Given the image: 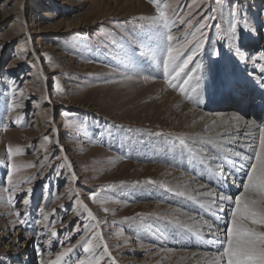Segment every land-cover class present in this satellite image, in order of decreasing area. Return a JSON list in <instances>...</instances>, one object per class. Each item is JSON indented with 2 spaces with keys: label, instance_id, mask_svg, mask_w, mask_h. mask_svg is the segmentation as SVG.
Instances as JSON below:
<instances>
[{
  "label": "rangeland",
  "instance_id": "374dc122",
  "mask_svg": "<svg viewBox=\"0 0 264 264\" xmlns=\"http://www.w3.org/2000/svg\"><path fill=\"white\" fill-rule=\"evenodd\" d=\"M123 1L0 0V264H56L68 248L73 251L59 264H168L171 259L160 253L167 244L144 236L155 234L154 228H143L139 236L136 228L143 221L152 224L150 217H161L178 204L175 183L186 175L201 180L185 167L137 157L129 142L148 134L158 146V135L192 158L195 134L188 126L195 112L212 114L222 107L205 109L190 93L204 90L207 98H215L220 85L234 92L264 84V0H237L234 14V0ZM139 3L146 9L138 11ZM157 3L167 6L175 38L169 43L183 48L181 59L196 43V28L206 20L209 25L203 29V52L193 57L177 88L169 86L162 68L167 55L162 32L142 19L156 15ZM30 30L35 34L28 43L21 35ZM233 30L250 39L240 45L244 59L229 62L225 81L220 66L212 62L216 58L208 54L228 52ZM36 53L39 62L32 57ZM197 61L202 71L196 69ZM189 75L192 79L183 84ZM168 93L181 102L171 104L175 99ZM251 116L250 109L245 118ZM223 167L226 179L227 165ZM9 174L15 189L8 184ZM24 199L30 201L27 206ZM199 212L193 214L202 218ZM167 216L161 220L164 227L173 220ZM205 217L214 222L213 215ZM185 229L194 232V227ZM173 238L169 247L183 250L175 232ZM191 238L198 250L205 248L199 245L207 240L203 235Z\"/></svg>",
  "mask_w": 264,
  "mask_h": 264
},
{
  "label": "bare ground",
  "instance_id": "6f19581e",
  "mask_svg": "<svg viewBox=\"0 0 264 264\" xmlns=\"http://www.w3.org/2000/svg\"><path fill=\"white\" fill-rule=\"evenodd\" d=\"M129 1L131 0H124L123 2L129 3ZM138 5H140L138 11L146 9L144 4L141 5L139 3ZM20 9L22 11V8H19V10ZM21 11L19 15L22 19V23L24 26L29 27L28 23H26V17ZM67 24L71 31V29H73L71 21H68ZM34 34L35 32L30 30L22 34L21 39L30 43L33 40ZM253 48H255V44H253ZM32 57L36 61L39 59L37 53ZM41 69H43L42 66ZM153 70L156 74H163V72L161 73L157 68ZM156 85L164 87V84L159 81ZM225 86L220 85L218 87L219 93H216L215 98H207L203 92L204 90H201L200 93H190L191 97H193L192 100L205 109L213 110V108L222 107V109H218L212 114L201 111L195 112L197 117L188 126L190 127L189 132L195 134L191 137L194 142L191 143L193 145V153L195 154L192 158L188 159L179 145L178 147H171L166 139H160L158 135H155L158 140L157 142H160L158 146L156 144L152 145V136L148 134H144L142 139H137V142H133V139V141L131 140L129 142L130 146L135 149L134 154L137 157L148 156L156 161H164L170 165L185 167L188 171H192L198 180H201L196 182L194 181L196 179L186 175L181 182H174V188L180 191L177 192V195L180 196H177L179 199L173 197L178 204H174L175 207H172L169 212L161 213V217H150L149 219L152 224L148 225L146 221H143L141 225H138L139 227L136 228L138 236L143 228H154L155 234L153 232L145 233L146 235L141 234L146 237L154 238L156 242H161L159 243L160 246H162V242L167 244L164 247L163 253L162 251L160 253L162 254V259H171L167 261L169 262L168 264H213L215 256L220 250V245L210 242L212 240L211 231H215L219 238H223V232L228 226V217L232 207L230 202L220 201L218 195L224 193L235 196L242 191L240 187L242 183L240 182H246L245 176L249 171L250 165L255 163V153L259 151L260 138L264 135V131H262L264 130V125L262 124L264 121V109L254 114L253 107L257 106L260 100L263 99V96L257 95L256 99L253 100V92H250V87H243L244 89L238 88L236 91L230 92L228 89H225ZM168 96L175 99L171 104L181 102L174 93H168ZM229 105L232 107L226 108ZM250 109L251 113H253L252 116L250 118H245V115L250 112ZM161 141L164 142L162 143ZM236 153H241L242 156L251 157L252 159H242V157L237 156ZM224 165H227L226 170L228 175L226 179L222 178V172H220V170L224 169ZM195 172L198 174H195ZM233 180H235V183H233ZM208 186H212L214 189L209 190ZM143 189L145 188L141 187L139 190L143 192ZM130 190L134 192V190L138 189L135 187ZM215 192L216 194H214ZM129 195L130 194H128V196ZM198 208H200L201 212L199 213L203 216L202 218L193 214V211H196ZM169 213L173 220H168L166 222L167 227H164L161 220L167 219V214ZM206 215L207 217L213 215L214 218L211 217L210 219L214 222L211 223V221H207ZM178 217L181 218L179 221ZM176 221H178L177 223L179 225L185 224L186 228L194 227V232H187L188 230H186L185 227L177 226L178 224ZM153 225L162 227L157 230ZM208 225L212 226L211 231ZM202 227L205 230H202ZM162 230H165L164 235L161 234ZM174 232L178 235V241L181 243L182 248H184L183 250L175 251L169 247L168 243L174 241ZM159 234L161 236H159ZM198 235H203L207 239L205 243L200 242V246L205 245V248L200 249L201 251L191 242L193 240L191 236ZM197 240L196 238V241ZM152 249H155V247L152 246Z\"/></svg>",
  "mask_w": 264,
  "mask_h": 264
},
{
  "label": "snow or ice",
  "instance_id": "6c2138e0",
  "mask_svg": "<svg viewBox=\"0 0 264 264\" xmlns=\"http://www.w3.org/2000/svg\"><path fill=\"white\" fill-rule=\"evenodd\" d=\"M153 2L155 3V0H153ZM166 7V5L162 7L157 3L156 15L142 19H148L151 28L155 29L157 32H162L166 41L165 49L167 53L166 58L161 59L162 68L168 77L167 82L169 86L177 88L178 85L176 81L180 80L181 75L185 73V69L188 68L193 57L198 53L203 52L205 40L207 39V34L203 29L209 25L206 20L196 28L195 33H193V39L196 43L190 50V54L181 59L183 48L174 49L172 44L169 43L175 38L170 34L169 25L171 22L168 18ZM237 7V0H234L233 9L230 14H234ZM213 18L214 17H209L208 19ZM181 22L183 23V21ZM244 29L246 31L249 29V25L246 22L244 24ZM251 31L255 32V29H251ZM197 34H199V36H197ZM185 39H187V37H185ZM248 39H250L248 35H237L233 30L231 40L234 43L229 47L228 52H222L221 50H213L209 52V59H212L213 57L216 58L212 62L213 64L220 66L222 69V77L225 81L230 74L229 62L232 58L235 57L241 61L244 59V53L242 52L240 45L244 44ZM195 67L202 71L204 66L201 62L197 61ZM191 79L192 76L189 75L187 79L183 80V84H188ZM197 79H202V76L197 77ZM178 90L187 95L185 88L179 87ZM63 115L68 116L69 113L64 112ZM180 142L183 143L184 141L181 140ZM15 151L17 154L22 152L19 148ZM12 154L13 149L9 146V157H11ZM236 155L241 156L242 159L245 160L252 159L251 157L242 156L241 153H236ZM254 159L255 163L250 165L249 171L246 174V182L240 185L242 191L235 196L224 193L218 195L220 201L230 202L232 207L229 213V221L227 222L228 226L224 229L222 239L219 238L215 231H211L212 226L208 225L212 235V240L210 242L220 245V250L215 256L213 264H264V135L260 138L259 151L255 153ZM13 168H15V166H13ZM7 181L9 185H12L13 189L18 186L12 184V176L10 174L7 177ZM233 183H235V180H233ZM30 192L31 190L29 189V194ZM92 198L95 199L94 193L92 194ZM9 200H11V197H9ZM29 202V199L23 200V204L26 206ZM16 214L17 216L20 215L19 213ZM89 215H91V213H89ZM44 219H47V216H45ZM20 223L23 224L24 220L21 219ZM52 235H56V233H52ZM85 243L88 242L86 241ZM72 251V248H68L65 252L61 253L57 258L56 264H59L60 259L67 256ZM84 251L87 252L89 249L85 247ZM81 264H84V262L82 261Z\"/></svg>",
  "mask_w": 264,
  "mask_h": 264
}]
</instances>
